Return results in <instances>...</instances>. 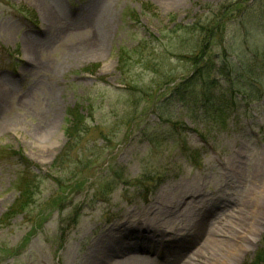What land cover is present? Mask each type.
I'll return each mask as SVG.
<instances>
[{
	"label": "rangeland",
	"instance_id": "obj_1",
	"mask_svg": "<svg viewBox=\"0 0 264 264\" xmlns=\"http://www.w3.org/2000/svg\"><path fill=\"white\" fill-rule=\"evenodd\" d=\"M47 1L59 30L37 0H0V222L22 172L35 176L32 204L0 223V264H94L119 214L164 233L163 250L136 251L166 256L160 264L198 249L208 259V237L236 242L229 221L253 236L228 264L252 261L264 234V83L247 89L230 128L204 129L164 99L149 109L158 75L134 63L139 41L145 56L165 28L231 0ZM73 110L87 129L68 136Z\"/></svg>",
	"mask_w": 264,
	"mask_h": 264
},
{
	"label": "trees",
	"instance_id": "obj_2",
	"mask_svg": "<svg viewBox=\"0 0 264 264\" xmlns=\"http://www.w3.org/2000/svg\"><path fill=\"white\" fill-rule=\"evenodd\" d=\"M142 6L148 8L147 3ZM165 29L166 33L161 31L154 38L163 48L154 50L155 42L148 54L142 56L149 44L147 39L133 48L137 55L135 65L158 75L156 89L148 93L153 97L149 109H160L158 103L164 99L165 105L179 106L191 122L204 129L230 128L232 116L248 97L247 89L256 86L253 89L261 91L263 87L264 0H231L207 5L193 21L175 23ZM124 55L120 51V61ZM173 60L177 63L173 64ZM73 114L65 129L68 136L87 129L84 115L78 110H73ZM166 121L171 119L167 117ZM29 174L22 172L19 195L4 212L1 224L32 204L35 176L32 178ZM262 242L260 252L246 264L264 263V234ZM17 249L19 252L20 247Z\"/></svg>",
	"mask_w": 264,
	"mask_h": 264
},
{
	"label": "bare ground",
	"instance_id": "obj_3",
	"mask_svg": "<svg viewBox=\"0 0 264 264\" xmlns=\"http://www.w3.org/2000/svg\"><path fill=\"white\" fill-rule=\"evenodd\" d=\"M44 5V13L46 18L49 19L52 23H57L58 30L62 28L61 17L58 14V10L55 6L50 4L47 0H37ZM98 45V42H91L89 44L90 48H93ZM31 49L33 46H31ZM190 204V203H189ZM158 208V206H156ZM234 214V213H233ZM125 214H119V219H123L124 223H118L117 228L110 226L97 237L101 241H105V249L108 248V245L111 246L108 252H100L99 250L91 249L90 253L94 259V264H160L161 261L165 260V257H160L159 259H154L152 256H145L143 254H138L136 251L142 252H158L159 249L163 250L166 245L164 243L168 239H164V233L159 230L154 225H146L142 221H138L135 225H126L125 219H128ZM247 218V217H246ZM246 218L243 219L246 220ZM153 222V221H151ZM231 223V229L224 231V235H233L239 240L236 242H230L227 238H219V241L216 238L208 237L204 241V245L210 246V253L204 251V247L200 249V252L204 255L210 254L208 259L201 260L198 258L199 249L193 252L183 264H228L234 263L236 258H238L242 246L245 245L248 241L246 236L252 235V228H246V226L241 227L240 231H234L233 228H238V225L229 221ZM252 221H248L247 224H251ZM123 224V225H122ZM123 226V229H118ZM222 229V228H221ZM218 230V228H214ZM123 236L122 245L117 247L114 242L117 240V236ZM245 237V238H244ZM239 242V243H238ZM94 247L95 243L92 244ZM203 246V245H202ZM131 251V253L129 252ZM129 253V254H127ZM139 255H142L141 258ZM139 256V257H138ZM168 257H172L171 254H168ZM140 258V260H139ZM173 258V257H172ZM170 260H174L173 259ZM139 260V262H138Z\"/></svg>",
	"mask_w": 264,
	"mask_h": 264
}]
</instances>
